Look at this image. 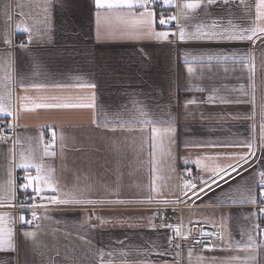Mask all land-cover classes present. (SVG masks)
<instances>
[{"label":"crops","instance_id":"obj_1","mask_svg":"<svg viewBox=\"0 0 264 264\" xmlns=\"http://www.w3.org/2000/svg\"><path fill=\"white\" fill-rule=\"evenodd\" d=\"M154 1L161 6L160 11L150 8L155 30L178 33V22L161 28L157 21L161 14H176V5L183 0L169 6ZM254 3L245 0L241 5L235 0L230 15L219 6L202 7L179 23H186L190 31L200 23L210 26L213 20L225 27L231 20L247 28L255 15ZM95 12L93 0H0V96L11 111V115L0 113V122L12 125L0 133V196L8 192L10 180L12 187L11 201L0 200V213L7 214L5 227L12 229L15 246L0 251V264H264V242L255 227L259 208L264 206L241 199L254 180L257 197L258 173L264 170L260 138L264 134V45L224 39L180 42L171 35L164 41L154 36L130 38L124 21L102 16L97 22ZM25 26L28 33L23 31ZM193 56L205 59L192 62L194 71L189 74L184 59ZM208 56H249V61L247 65L232 59L209 62ZM5 60L10 61V69ZM9 71L10 81L5 79ZM88 84L95 87L81 86ZM93 95L94 108L33 107L35 103H92ZM24 96L29 99L22 101ZM188 100L196 103L186 105ZM138 120L157 121L160 128L167 127L169 120L174 122L171 157L157 158L163 170L156 173L162 177L156 192L151 190V126L141 131ZM121 121L130 122L131 130L128 125L119 127ZM50 132L56 133V142L49 151L56 155L43 157V163L54 170L60 192L84 190L89 199L113 202L64 206L38 200L47 204L37 212L38 226H16L22 214L12 208L14 175L36 174L34 168L18 166L21 153L27 156L34 149L35 156L41 157L45 144L52 141ZM244 142L254 144L255 156L232 181L198 199H184V179H207L206 167L232 163L224 156L248 151L243 146L186 145ZM213 156L217 159H207ZM199 158L204 159L198 167ZM192 182L203 186L199 180ZM149 195L154 199L149 201ZM175 204L182 205L179 223L169 228L153 221L156 207ZM176 227L183 236H211L214 247L169 246ZM205 227L210 233L202 234ZM27 231L36 236L26 239L22 233ZM249 235L255 244L245 248Z\"/></svg>","mask_w":264,"mask_h":264},{"label":"snow or ice","instance_id":"obj_2","mask_svg":"<svg viewBox=\"0 0 264 264\" xmlns=\"http://www.w3.org/2000/svg\"><path fill=\"white\" fill-rule=\"evenodd\" d=\"M154 2V0H93L94 7L96 9L95 16L97 18V22L103 18L108 19L109 17H116L121 21H124L129 26V31L126 33L130 38H141L143 36H154L157 40H168L169 36H178L180 42L192 41V40H213V39H224L229 41H251L254 45L257 41H259L262 45H264V0H255L254 9L255 15L251 20V26L247 28H241L238 25L232 23L231 20L228 21V25L222 26L218 21L213 20L210 26H206L203 23L197 24L193 30H188V26L186 23H179L180 21H187L192 18V14L197 9H201L202 7L207 10L212 6H219L223 10H225L229 15L231 14V6L235 3V0H183L182 3H178L176 6L178 8V12L176 14L167 15L161 14L159 18V25H168L172 22H178V33L177 32H169V31H156L155 24V15L153 11L150 9V5ZM174 3V0H163L164 6H169ZM245 0H239V4L243 5ZM249 9L251 6H248ZM137 8H142L143 11L136 12L134 11ZM47 11V9H45ZM207 15V11L205 12ZM45 26L47 27V20L44 21ZM17 28H20V25H17ZM23 31L28 33L30 30L27 26L23 27ZM5 42H8L7 40ZM205 57L203 56H193L190 59L185 57L184 63L186 64V71L191 74L194 69L190 66L192 62L197 60H203ZM209 62L213 59L217 60H236L241 61L245 65L248 64L249 56H220L213 57L208 56L206 58ZM5 67L10 69V61L5 60ZM254 70L253 69H250ZM6 80H11V74L9 73L5 76ZM23 86V85H22ZM33 87H44V85H32ZM90 88H94V84L81 85ZM198 91H203V89H197ZM10 98V92L8 93ZM29 97L24 96L21 97V100H28ZM56 99V98H53ZM92 103H69V102H56V103H35L33 104L34 108H94L95 107V97L93 95ZM4 97L0 96V113H7L11 115V111L9 107H6L3 103ZM212 100V97H209V101ZM223 103H228L230 101H221ZM240 103V101H236ZM254 102V97H253ZM196 103L195 100H188L185 102L186 105ZM21 108L24 110L28 109L27 105L21 104ZM141 115H143V111L140 110ZM93 123H98L97 120H94ZM135 123H139L143 128H147L151 126L150 132V140H151V163H152V181H151V190L153 192L157 191V180L162 179L156 175L158 171H162L163 169L158 166L157 158L158 155L162 158H170L171 157V145L174 144V140L171 139V135L175 133L174 122L169 120L168 126L165 128L157 127V121L152 120H138ZM128 125L129 130H131L132 124L127 121H121L119 123V127L125 128ZM108 127L107 124L104 125ZM12 127L11 124L6 126H0V132L5 130H10ZM115 125L113 127V130ZM52 137V141L50 143H46L44 147L43 155L39 158L35 156V150L30 149L29 154L27 156L24 153H21L20 159L22 163L18 166L24 168L25 170L29 168H34L36 174L35 175H26L24 177L25 183L20 185L21 188L27 190H32V196L30 197L32 203L28 205L29 211L31 212V218L26 219L24 215L19 217V221L22 224H28L30 226H35V222L39 219L37 216L36 209L37 208H46L47 204L45 203H36L37 200L44 202L47 201L48 204H57V205H97L104 203H112L113 201H105L101 200H92L87 198L84 190H78L77 192H63L61 193L59 188L57 187V182L53 177V169L50 167H46L43 163V157L45 156H54L55 152H50L49 149L53 148L56 142V133L50 132ZM165 138H168V147H165ZM261 140H264V134L261 135ZM3 139H7V137H3ZM61 140L64 139L63 136L60 137ZM19 141H17L18 143ZM41 143H44L41 138ZM187 146H219V147H232V146H243L247 147L248 151L246 153H231L224 156V159L232 160V163L221 165H214L211 167H206V171L210 173L207 179H203L202 177H192V179H184L183 186L186 191L182 193V196L185 200H193L198 199L202 195L205 194L206 191H211L216 187H220L221 185L229 183L238 175L241 170L244 169L245 165H248L249 160L255 156V146L251 142H244L243 144L236 143H225L218 145H186ZM39 159L40 162H36ZM204 158H199L195 161V164L199 167L201 166V160ZM209 160H215L217 157H207ZM11 175V173H9ZM187 175H191V173H187ZM259 176V184L260 191L259 196L264 198V170L258 173ZM193 180H199L200 184L203 186H199L197 183H193ZM255 183L253 182L252 189H245L241 194V199L246 200V202L251 204L257 203V197L254 194ZM189 192L191 195L189 196ZM56 193V194H51ZM12 198V187L11 180L9 181V190L3 196H0V200L7 199L9 202ZM154 199L151 195L148 196V200L151 201ZM116 203H124V201H115ZM261 202H264L262 200ZM163 203L167 204L168 201L165 200ZM21 207H24L22 204ZM257 213H252L251 215H256ZM259 214L264 216V207L259 208ZM7 214L0 213V251H11L15 250V246L13 244V232L11 228L5 227ZM102 223H106V221H102ZM165 227L172 228V225H163ZM258 228L259 226H255ZM202 231V230H201ZM176 235H180V228H175ZM202 234L203 231H202ZM22 235L26 238H34L36 236V232L27 231L23 232ZM213 235H217L213 233ZM186 238V237H185ZM223 239V237H221ZM169 243H172V238L169 237ZM255 241L251 235L248 236V243L243 245L245 248L253 247ZM179 247V245H176ZM206 247H214L213 245H207ZM123 254V253H122ZM158 255H164V253H157ZM191 254V253H189ZM177 255H179L177 253ZM101 257H103V253H101ZM251 259H255V256H252Z\"/></svg>","mask_w":264,"mask_h":264},{"label":"built area","instance_id":"obj_3","mask_svg":"<svg viewBox=\"0 0 264 264\" xmlns=\"http://www.w3.org/2000/svg\"><path fill=\"white\" fill-rule=\"evenodd\" d=\"M150 8L154 9L155 11H160L161 6L156 1H154ZM176 22H172L168 25H159V20L157 21L158 27H175ZM0 126H4L0 122ZM0 133H4L0 132ZM24 175L22 174H15L14 175V181H13V211L15 213H19L20 215H24L26 219L31 218V212L29 211L28 205L32 203L30 197L32 196V193L29 192V190H25L20 187V185L24 184ZM264 200V198H261L259 196V193L257 194V201L258 206H264V202H261ZM38 200L36 201V203ZM24 205V207H21V205ZM173 207L175 206H162L160 209L154 213L153 221L160 223L162 225H174L178 223L179 215L176 211H174ZM42 210V208H37L36 212ZM38 220L35 222V226H30L28 224H22L19 221V217L16 220V226L25 227V228H35L38 226ZM258 228H257V235L258 238L264 242V216H260L259 222H258ZM186 237V238H185ZM172 243H169L168 245L176 248L178 250L189 248V249H201V250H209V247H206L207 245H213V238L209 235H173L171 236ZM176 245H179V247H176ZM212 248V247H211Z\"/></svg>","mask_w":264,"mask_h":264},{"label":"rangeland","instance_id":"obj_4","mask_svg":"<svg viewBox=\"0 0 264 264\" xmlns=\"http://www.w3.org/2000/svg\"><path fill=\"white\" fill-rule=\"evenodd\" d=\"M187 177L190 178L191 176L188 175ZM165 206H175V207H173V209H174V211L177 212V214L179 215V218H180V210H181V208H182V205H181V204L165 205ZM160 207H162V206H158V207H156V208H155V212H157V211L160 209ZM178 223H179V220H178Z\"/></svg>","mask_w":264,"mask_h":264},{"label":"water","instance_id":"obj_5","mask_svg":"<svg viewBox=\"0 0 264 264\" xmlns=\"http://www.w3.org/2000/svg\"><path fill=\"white\" fill-rule=\"evenodd\" d=\"M207 229H208V230H207ZM209 230H210V228H208V227H205V228L202 229V231H203L204 233H208ZM209 233H210V232H209Z\"/></svg>","mask_w":264,"mask_h":264}]
</instances>
